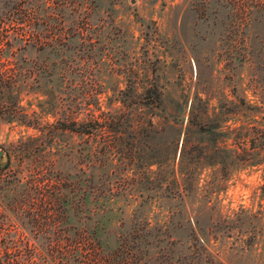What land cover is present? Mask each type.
<instances>
[{
  "label": "rangeland",
  "instance_id": "1",
  "mask_svg": "<svg viewBox=\"0 0 264 264\" xmlns=\"http://www.w3.org/2000/svg\"><path fill=\"white\" fill-rule=\"evenodd\" d=\"M0 150L36 264H264V0H0Z\"/></svg>",
  "mask_w": 264,
  "mask_h": 264
},
{
  "label": "trees",
  "instance_id": "2",
  "mask_svg": "<svg viewBox=\"0 0 264 264\" xmlns=\"http://www.w3.org/2000/svg\"><path fill=\"white\" fill-rule=\"evenodd\" d=\"M104 122L106 124L105 126L103 125L104 128L110 127L117 129L122 125L121 119H116L115 117H112L111 119H106ZM99 127L100 125L98 123L95 124L82 123L79 125V127H66V128L81 133H85V132L92 133L91 130H98ZM88 239L89 238L87 236H84L83 234H79V241L77 242L75 241V244L73 246L74 248H72V254L73 256H75L74 254L76 250L77 251L80 250L82 241L83 244L85 245L84 251L80 252L83 259H78L79 264H85V262H88L89 264H97V262L102 261V259L100 258L101 254L98 253L96 249L89 247L91 245L94 246V244H91V241L86 243ZM91 251H94V254L93 252L91 253ZM58 252L65 254L61 251L60 248L58 249ZM35 257H36L35 252L31 247H27V246L20 247L18 245L0 244V264H36V261L34 259Z\"/></svg>",
  "mask_w": 264,
  "mask_h": 264
},
{
  "label": "water",
  "instance_id": "3",
  "mask_svg": "<svg viewBox=\"0 0 264 264\" xmlns=\"http://www.w3.org/2000/svg\"><path fill=\"white\" fill-rule=\"evenodd\" d=\"M4 151L3 150H0V159L4 157Z\"/></svg>",
  "mask_w": 264,
  "mask_h": 264
}]
</instances>
